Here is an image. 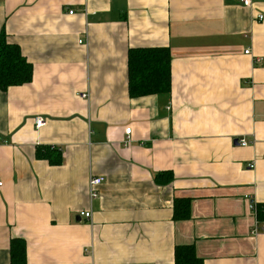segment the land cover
Segmentation results:
<instances>
[{"label":"crops","instance_id":"obj_1","mask_svg":"<svg viewBox=\"0 0 264 264\" xmlns=\"http://www.w3.org/2000/svg\"><path fill=\"white\" fill-rule=\"evenodd\" d=\"M260 16L264 0H0V35L34 68L0 91V264L13 239L29 264H175L185 246L204 264H264L249 209L264 204ZM151 48L171 52V93L131 99L129 51Z\"/></svg>","mask_w":264,"mask_h":264},{"label":"trees","instance_id":"obj_2","mask_svg":"<svg viewBox=\"0 0 264 264\" xmlns=\"http://www.w3.org/2000/svg\"><path fill=\"white\" fill-rule=\"evenodd\" d=\"M172 56L168 48L133 49L128 54V90L131 99L149 96H163L171 93ZM34 68L22 55L19 46L8 43L4 33L0 35V91L6 92L12 87H20L33 81ZM38 159L49 163H62L61 151L54 148L38 147ZM164 174L158 176L161 178ZM169 181H172L169 178ZM181 208H177L174 220L190 218V200L178 199ZM256 217L264 223V204H256ZM11 264H29L25 241L13 239L10 247ZM175 264H204L196 256L192 246L178 247L175 251Z\"/></svg>","mask_w":264,"mask_h":264},{"label":"built area","instance_id":"obj_3","mask_svg":"<svg viewBox=\"0 0 264 264\" xmlns=\"http://www.w3.org/2000/svg\"><path fill=\"white\" fill-rule=\"evenodd\" d=\"M240 2L241 5H243L245 8H252V0H237ZM73 11L70 12V15H73ZM260 21L264 20V17L260 16L259 17ZM83 43L80 41V44ZM249 51L245 52V55H249ZM256 64L260 63V60L257 59L255 61ZM86 97V96H83ZM170 109V108H169ZM35 124H36V129H41L46 125V122L44 121L43 118H36L35 119ZM131 128L126 129L125 133L127 136H130L131 134ZM239 145L241 147H249L251 144L247 140H241L238 141ZM251 169L254 168V165L250 166ZM105 183V179L103 177H94L92 176L89 180V196H90V202L92 203L95 201L98 196H99V188ZM4 186L3 181L0 179V189ZM247 199V198H246ZM256 203L250 202L249 203V209L250 211L254 214L256 222L255 225L252 227L251 235L254 237H258L261 235H264V223H259L256 217ZM81 217L85 218L87 221H92V213L91 211L81 213Z\"/></svg>","mask_w":264,"mask_h":264}]
</instances>
